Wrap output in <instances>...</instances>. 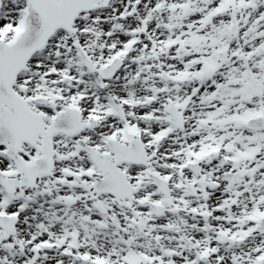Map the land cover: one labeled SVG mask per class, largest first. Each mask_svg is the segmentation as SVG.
<instances>
[{"label": "snow or ice", "instance_id": "1", "mask_svg": "<svg viewBox=\"0 0 264 264\" xmlns=\"http://www.w3.org/2000/svg\"><path fill=\"white\" fill-rule=\"evenodd\" d=\"M0 264H264V0H0Z\"/></svg>", "mask_w": 264, "mask_h": 264}]
</instances>
